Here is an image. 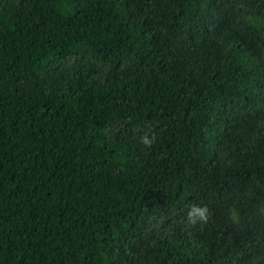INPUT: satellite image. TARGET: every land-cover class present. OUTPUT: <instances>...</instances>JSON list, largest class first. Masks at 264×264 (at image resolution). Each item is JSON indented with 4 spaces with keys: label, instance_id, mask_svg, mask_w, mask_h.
Here are the masks:
<instances>
[{
    "label": "trees",
    "instance_id": "16d2710c",
    "mask_svg": "<svg viewBox=\"0 0 264 264\" xmlns=\"http://www.w3.org/2000/svg\"><path fill=\"white\" fill-rule=\"evenodd\" d=\"M262 207L264 0H0V264H264Z\"/></svg>",
    "mask_w": 264,
    "mask_h": 264
},
{
    "label": "clouds",
    "instance_id": "9594fccd",
    "mask_svg": "<svg viewBox=\"0 0 264 264\" xmlns=\"http://www.w3.org/2000/svg\"><path fill=\"white\" fill-rule=\"evenodd\" d=\"M141 141L143 144L150 146L151 142L148 138L147 135L141 138ZM207 209L206 208H200V207H194L190 212H189V219L191 220L192 223H196L195 217L198 216L199 219L206 221L207 220Z\"/></svg>",
    "mask_w": 264,
    "mask_h": 264
},
{
    "label": "rangeland",
    "instance_id": "374dc122",
    "mask_svg": "<svg viewBox=\"0 0 264 264\" xmlns=\"http://www.w3.org/2000/svg\"><path fill=\"white\" fill-rule=\"evenodd\" d=\"M232 217L234 218V220L238 223V224H241L242 223V219H243V216L241 215V211L240 210H233L232 209ZM259 214L261 215V217L263 218L264 217V207H262L260 210H259ZM254 219V218H252ZM256 220V218H255ZM257 221V220H256Z\"/></svg>",
    "mask_w": 264,
    "mask_h": 264
}]
</instances>
